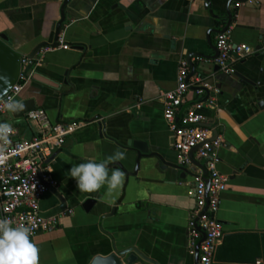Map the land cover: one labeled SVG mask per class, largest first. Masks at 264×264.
<instances>
[{
	"label": "crops",
	"instance_id": "1",
	"mask_svg": "<svg viewBox=\"0 0 264 264\" xmlns=\"http://www.w3.org/2000/svg\"><path fill=\"white\" fill-rule=\"evenodd\" d=\"M211 1L210 8L204 0H72L58 39L68 48L40 54L53 43L62 0H0V33L10 46L28 57L48 43L33 56L41 60L27 69L18 94L25 110L6 112L0 121L16 128L18 139L33 135L24 114L35 107L51 123L83 122L49 162L58 191L75 206L59 214L57 227L30 237L39 264H88L113 245L136 248L157 264H195L187 237L195 207L192 167L183 174L178 164L160 95L174 87L179 60L197 48L206 58H191L194 75L220 89L219 108L204 110L222 138L217 167L226 176L217 210L224 234L212 264H264V0L230 2L232 45L254 50L234 63L231 76L214 62L216 30L230 0ZM130 139L145 142L149 152L135 171ZM116 150L126 158L109 165L125 173L115 202H102L106 186L91 197L79 192L69 176L72 165L101 162ZM88 198L94 201L85 210L81 204ZM56 202L43 194L40 210ZM125 258L122 264H151Z\"/></svg>",
	"mask_w": 264,
	"mask_h": 264
},
{
	"label": "built area",
	"instance_id": "2",
	"mask_svg": "<svg viewBox=\"0 0 264 264\" xmlns=\"http://www.w3.org/2000/svg\"><path fill=\"white\" fill-rule=\"evenodd\" d=\"M59 46L68 48L62 43ZM215 47L217 55L214 62L218 71L226 75L234 73V63L237 60L254 52L245 43L232 45L229 27L216 34ZM53 48L56 47H44L40 54ZM40 60V57H21L18 78L3 95V100L18 96L27 80V69L39 64ZM189 72L187 61L180 59L175 85L162 92L160 99L163 104V117L173 135L178 164L194 167L195 207L187 220L189 250L193 252L195 243L203 232L204 237L198 247V264H212L216 246L224 234L216 214L226 176L217 167L220 161L217 150L223 145V141L220 135L212 138V129L204 125L208 120L204 110L216 111L219 108L220 89L208 77L193 74L187 78ZM190 92L194 93V100L188 99ZM5 114L6 111L0 110V118ZM24 118L34 132L31 137L18 139L17 130L11 125L13 134L6 153V164L0 166V218L10 219L13 226L26 224L32 228V237L58 226L59 214L44 217L39 206L47 184L52 183L48 173L49 161L54 151L63 144L65 137L83 122L51 123L46 111L40 107L27 110ZM193 148H196L194 159L201 165H194L189 157ZM206 178L209 180L207 197Z\"/></svg>",
	"mask_w": 264,
	"mask_h": 264
},
{
	"label": "clouds",
	"instance_id": "3",
	"mask_svg": "<svg viewBox=\"0 0 264 264\" xmlns=\"http://www.w3.org/2000/svg\"><path fill=\"white\" fill-rule=\"evenodd\" d=\"M8 86V78L0 75V89ZM0 110L12 115L23 112L26 103L22 99L0 95ZM13 129L10 124L0 122V166L6 164L8 147L11 144ZM125 153L116 150L101 162L88 159L87 162L74 163L69 176L76 181L79 192L91 194L106 186L102 202L112 204L125 181V173L120 168H109L110 164L125 159ZM51 171V170H49ZM32 228L20 223L13 226L8 218H0V264H39V248L30 239Z\"/></svg>",
	"mask_w": 264,
	"mask_h": 264
},
{
	"label": "water",
	"instance_id": "4",
	"mask_svg": "<svg viewBox=\"0 0 264 264\" xmlns=\"http://www.w3.org/2000/svg\"><path fill=\"white\" fill-rule=\"evenodd\" d=\"M71 1L72 0H62L61 6H60V11H59L60 17L54 23L53 28H52V30L54 32V40H53V43L50 44L51 46H59L60 45V43L58 42V39L60 36V31L62 29V26L64 25V23L67 20V18H66V7ZM204 1H205V6L211 8V6L213 5L212 1L211 0H204ZM231 1L241 2V1H248V0H230V1H228V5L225 9L226 20L223 22V27L216 30L217 33L220 31L226 30L231 23V12H230V8H229ZM206 40H207V44L210 46V41H209L208 37L206 38ZM8 41H9L8 37L4 33H0V75L6 76L8 78V86L0 89V95H4L5 93H7V91L16 82V80L18 78V74H19L20 59L22 57L21 52L18 49L10 46L8 44ZM47 45H48L47 42H43V43L39 44L38 46H36L32 50V52L29 54L28 57H33L41 47L47 46ZM216 55H217V50L215 47V56L214 57H216ZM192 57H195L197 59V62H201L206 58V55L200 50V48H197L193 52H189L186 55V57L181 58V59H185L187 61L189 68H190V72L188 73L187 78L192 76L194 74V71H195V64L191 61ZM235 74H236V72H235V68H234V73L232 75H235ZM53 123H55V122H53ZM98 125L100 126L101 131H102V128L104 126L103 123L100 122ZM204 125L212 129V138L217 137L218 128L212 122L207 120L206 122H204ZM126 147L129 151H132L135 153V158H134V164H135L134 171H135L138 167L140 159L142 157H147L149 155V152L147 151V148H146V144H145V142H142L139 140L130 139L127 141ZM57 150L54 151L50 160L56 155ZM195 150H196V148H193L190 151L189 157H190V159L194 165H200V163L194 159L193 154H194ZM180 168L183 170V174L187 171V169H185L184 166H181ZM191 170L193 172L194 167H192ZM205 183H206L205 195L207 197V190H208V186H209L208 178L205 179ZM50 189H51L52 193L54 194L57 202L51 208L42 211L41 215L44 217H48V216H51L54 214H62V213L69 214L70 209L73 208L75 205L70 202L69 198H65L63 196V194L60 191H58L57 189L52 188V187ZM224 190H225V188H224ZM220 196H221V194H220ZM93 201H94L93 199L88 198L81 204V206L85 210H88V208L93 203ZM216 216H217V214H216ZM217 220L219 221L218 217H217ZM199 230L202 232V230L200 228H199ZM203 237H204V233L202 232L201 238L196 241L193 252H192V254L194 255L195 264H198V247H199V243L203 239ZM129 253H133L134 255L129 254ZM127 254H129V256H126ZM136 256L150 262L151 264H157L154 260L146 257L141 252H139V250H137L136 248L118 249L115 245L112 246V250L109 253L104 254V255L98 254V255L93 256L88 264H122L123 258H125V257H126L125 262L131 263L132 261L135 260Z\"/></svg>",
	"mask_w": 264,
	"mask_h": 264
},
{
	"label": "flooded vegetation",
	"instance_id": "5",
	"mask_svg": "<svg viewBox=\"0 0 264 264\" xmlns=\"http://www.w3.org/2000/svg\"><path fill=\"white\" fill-rule=\"evenodd\" d=\"M52 160V159H51ZM50 160V161H51ZM49 161V162H50ZM50 169H49V166H48V173H49V176H50V178H51V175H50V171H49ZM52 179V178H51ZM56 182L52 179V183H49V184H47V189H46V191H45V193L44 194H46V193H51L53 196H54V194L52 193V191H51V187L52 188H55V189H57V187H56ZM58 190V189H57ZM54 198H55V196H54ZM56 199V198H55ZM57 201V200H56Z\"/></svg>",
	"mask_w": 264,
	"mask_h": 264
}]
</instances>
